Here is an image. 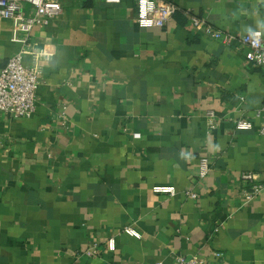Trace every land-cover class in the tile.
Masks as SVG:
<instances>
[{"label": "crops", "instance_id": "obj_1", "mask_svg": "<svg viewBox=\"0 0 264 264\" xmlns=\"http://www.w3.org/2000/svg\"><path fill=\"white\" fill-rule=\"evenodd\" d=\"M58 1L26 40L0 18V71L21 52L40 80L30 116L0 112V264H264V68L180 12L141 28L134 0ZM164 1L223 33L264 35V0ZM243 172L259 186L249 199Z\"/></svg>", "mask_w": 264, "mask_h": 264}, {"label": "built area", "instance_id": "obj_2", "mask_svg": "<svg viewBox=\"0 0 264 264\" xmlns=\"http://www.w3.org/2000/svg\"><path fill=\"white\" fill-rule=\"evenodd\" d=\"M108 3H118L120 0H105ZM135 22L141 28L165 27L171 17L180 12L185 15L192 26L199 29L207 37L221 41L225 45H242L246 47L244 57L257 67L264 68V35L259 30L249 31L235 36L232 33H223L215 29L205 18L192 14L189 10L179 8L172 1L164 0H134ZM62 4L58 0H0V18L10 19L13 22L15 34H24V40L30 38L31 30L37 25L47 24L50 19L59 14ZM22 53H16L8 58L0 71V112L15 117H28L35 107V93L40 85L39 73L33 66L23 64ZM254 116L260 119L258 131L264 135V98L262 105L255 111ZM205 118L210 128H214L218 118L213 110L205 112ZM237 130H250L253 122L249 118H237L234 121ZM210 171V161L207 156H200L197 162L196 175L199 179L205 178ZM244 184L242 194L246 199L254 195L259 186L253 184L254 175L250 172L241 174ZM248 186V187H247ZM154 193L174 195L173 186L158 185L152 188ZM191 198H197L194 192H185ZM123 231L131 236L139 234L131 226H125ZM109 248H113V240L108 241ZM216 257L221 253L216 252ZM154 264H161L159 262ZM174 264H205L199 256L185 257L176 255Z\"/></svg>", "mask_w": 264, "mask_h": 264}]
</instances>
